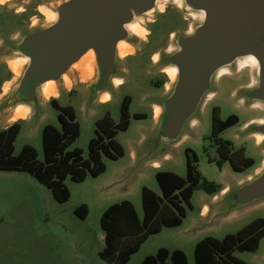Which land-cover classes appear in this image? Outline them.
I'll use <instances>...</instances> for the list:
<instances>
[{
	"label": "rangeland",
	"instance_id": "374dc122",
	"mask_svg": "<svg viewBox=\"0 0 264 264\" xmlns=\"http://www.w3.org/2000/svg\"><path fill=\"white\" fill-rule=\"evenodd\" d=\"M58 1L17 0L8 1L5 6L0 5V45L6 39L16 41L26 30L46 23ZM161 4L159 9H165L164 14L160 10L147 16L151 20L156 19V23L164 28L160 44V30L151 44L144 46V41L135 47L126 44L127 53L136 52L122 58L126 69L121 74L123 81L110 89L111 99L108 102L98 99L88 102L85 92L87 82L79 91L78 72L82 77H87L90 70L85 58L77 65L81 68L78 71L77 67L74 68L66 78V86L63 84L58 95L47 99L38 95L33 114L27 120L0 119V130L13 122L20 125L13 143L14 155L19 153L24 144H30L36 150L38 160L43 161V127L52 124L60 128L58 111L50 103L55 98L58 104L73 107L79 123V135L68 149L80 148L83 157L87 158L88 142L94 136L95 120L109 112L112 119L118 122L121 102L125 96L130 97L128 127L118 130L115 136L123 147V155L113 160L101 154L105 170L98 176L87 174L82 181H73L67 176L64 180L70 193L67 201L54 200L50 190L27 172L0 170V264H112L98 255L104 245V233L100 227L102 212L110 204L127 199L142 218V187L146 186L160 195L156 172L167 170L185 176L186 148L196 153L201 175L220 183L219 190L215 194H208L196 188L190 199L191 206L184 205L186 213L182 223L162 227L158 233L149 235L126 264H139L146 255L155 254L159 247L169 250L179 248L185 252L188 264H195L193 250L199 240L206 236L222 239L227 233L237 232L253 219L264 217V196L237 204L235 212L238 214L234 215L233 212L228 215L230 200L219 195L230 182L240 183L248 175L254 174L264 157V144L259 143L254 134L245 131V124L258 116L264 117V112L255 105L248 107L241 104L233 95L239 86L245 88L256 82L252 61L241 59L238 64L228 67L226 73L217 76L219 87L216 94L208 96L198 115V122L184 127V138L177 142L166 141L157 133L156 123L151 116L152 102L161 99L172 79L162 62L155 63L149 57L154 54V59L158 52L161 55L171 51L175 47L177 35L190 32L201 20L199 12L183 9L179 0L161 1ZM173 13L183 18L182 22H171ZM165 17L170 20L166 21ZM142 21L144 23L141 22L135 30L141 37H148L146 32L151 27L146 25V20ZM141 37L137 39L142 40ZM1 51L0 57L3 56ZM8 64L6 60L0 59V81L13 73ZM155 81H161L163 85L157 87ZM214 106L219 107L222 118L231 113L239 118V123L226 129L221 136L232 142L234 150L241 149L253 159V165L242 173L233 172L227 162L219 167L214 161H209L215 153L205 137L210 133V113ZM135 113L144 114L145 117L136 118ZM153 160L158 161L159 165L153 166ZM216 194L219 195L217 199L213 197ZM81 204L87 207L85 218L74 213V209ZM204 205L209 210L202 212ZM263 252L264 236L257 250H236L233 255L248 264H264Z\"/></svg>",
	"mask_w": 264,
	"mask_h": 264
},
{
	"label": "water",
	"instance_id": "95a60500",
	"mask_svg": "<svg viewBox=\"0 0 264 264\" xmlns=\"http://www.w3.org/2000/svg\"><path fill=\"white\" fill-rule=\"evenodd\" d=\"M8 1L17 0L3 3ZM161 1L167 0H59L46 23L0 45V59L8 63L17 60L20 65L0 95V119L12 118L18 110L27 112L29 118L38 95L45 99L43 88L52 84L59 93L85 58L90 62L85 86L88 102L111 99L110 89L123 81L121 74L126 70L121 45L135 47L141 43L135 28L144 23L142 20L149 25L147 16L161 10ZM179 1L183 9L199 12L201 20L190 32L177 35L171 51L158 52L153 59L166 68H175L161 99L152 102L153 108H158V135L174 142L186 136L185 126L198 122L208 96L217 92V76L241 59L255 65L256 82L239 86L233 95L241 104L255 105L264 112V0ZM245 131L255 137L260 134L261 139H256L264 144V117L249 121ZM217 195L213 197L229 198L228 215L235 212L237 204L263 197L264 163L254 174L240 183L230 182ZM203 208V212L209 210L207 205Z\"/></svg>",
	"mask_w": 264,
	"mask_h": 264
},
{
	"label": "trees",
	"instance_id": "16d2710c",
	"mask_svg": "<svg viewBox=\"0 0 264 264\" xmlns=\"http://www.w3.org/2000/svg\"><path fill=\"white\" fill-rule=\"evenodd\" d=\"M2 82L0 81V87ZM57 109L60 128L46 124L42 129L41 141L44 160L39 161L37 152L30 144H24L17 155L13 154V143L20 125L13 122L0 130V170L22 171L32 175L47 187L54 200L65 202L69 190L64 183L67 176L73 181H82L87 174L98 176L105 170L101 154L115 160L124 153L123 147L115 139L118 130H125L129 124L130 97L125 96L120 106L119 121L115 122L109 112L95 120L94 136L88 142V157L84 158L80 148L68 149L79 135L80 127L72 106L60 105L55 98L50 100ZM136 118L144 114L135 113ZM232 122V116L223 120L225 126ZM225 151H231L224 142ZM224 159V158H222ZM197 159L187 158L185 176L175 172L160 170L155 178L161 194L146 186L141 189L143 216L140 218L132 202L124 199L110 204L100 216V227L104 233V245L99 257L112 264H126L149 235L158 233L162 227L178 226L185 217L184 205H190L193 191L200 188L208 194H215L220 186L208 180L198 170ZM244 158V166L251 164ZM80 218H85L87 207L81 204L74 209ZM264 236V218L257 217L235 233H227L222 239L206 236L199 240L193 250L195 264H248L233 252L255 251ZM139 264H188L185 252L179 248L169 250L159 247L155 254L146 255Z\"/></svg>",
	"mask_w": 264,
	"mask_h": 264
},
{
	"label": "flooded vegetation",
	"instance_id": "af4514ba",
	"mask_svg": "<svg viewBox=\"0 0 264 264\" xmlns=\"http://www.w3.org/2000/svg\"><path fill=\"white\" fill-rule=\"evenodd\" d=\"M0 5L2 6H5L6 4L5 3H0ZM5 8V7H4ZM166 12L165 9H162L161 10V13L164 14ZM169 14H167L168 16ZM168 17H165V20H170V19H167ZM182 19L183 18H179L177 16L176 13H173L171 15V22H182ZM149 25H150V30L146 32V34L148 35V37H142V42L144 41V46L147 45V44H151V42H153V40H155L156 36H157V32L159 31V33L161 34V37L158 39L159 42H158V45L160 44L162 38H163V35H164V28L161 27L160 23H156V19H150V22H149ZM162 28V30H161ZM157 48V47H156ZM136 51L134 52H129V53H126L125 54V57L127 56H130L132 54H134ZM155 53V52H154ZM153 55L154 54H151L149 59L153 60ZM79 79L77 80V85L78 87H80V90L79 91H82L83 89V84L86 83V77H82L80 74H79ZM155 85L157 87H160L163 85V83L161 81H155L154 82ZM110 99H107L105 101H102V102H108ZM145 116V115H144ZM232 116V122L230 124H228L227 126L224 125L223 123V120H225L226 118ZM260 116H258L257 118H259ZM226 118H222L220 116V109L218 106H214L212 107V110H211V113H210V133L208 136H206L205 138L207 139L209 145L212 147V149L214 150V157L213 158H210L209 161H214L219 167H221L225 162H227L229 164V167L230 169L235 172V173H242L244 172L245 170L249 169L252 165H253V159L246 156L243 151L241 149H238V150H234L233 146H232V142L228 139H225L221 136V134L228 128L232 127V126H235L239 123V118L238 116L235 114V113H231L229 114ZM255 118V119H257ZM253 120V119H251ZM224 142H227L228 143V147L231 148V151H239L240 153L237 155V154H234V155H230V153H226L225 151V145ZM185 156H186V161H187V158H193L195 157L197 159L196 161V164L198 166V157L196 155V153L191 150L190 148H186L185 149ZM224 158V159H222ZM244 158H249L252 162L250 165L248 166H244ZM186 164V162H185ZM214 182L215 184H220V183H217L215 181H212ZM264 218V217H263Z\"/></svg>",
	"mask_w": 264,
	"mask_h": 264
},
{
	"label": "bare ground",
	"instance_id": "6f19581e",
	"mask_svg": "<svg viewBox=\"0 0 264 264\" xmlns=\"http://www.w3.org/2000/svg\"><path fill=\"white\" fill-rule=\"evenodd\" d=\"M1 2L5 1V0H0ZM162 7V4L160 5V8ZM128 46H124V45H121L120 47V54H125L127 53L126 51L128 50L127 49ZM251 59H253V61H255V59L253 57H251ZM90 62H88L89 64ZM9 68L13 71L14 74L18 73L19 72V69H20V65L18 63L17 60H12L9 62ZM166 72L167 74H169L170 77H173V75L175 74V68L174 67H169V68H166ZM226 71H222V73H225ZM6 88V84H3L2 86V89L5 90ZM52 94H56V90L54 89L53 85L52 84H47L44 88H43V95L44 97L46 98L47 96L49 95H52ZM155 110H158L157 107H155ZM155 112V111H154ZM25 114L24 111H17L14 115H23ZM256 137L258 139H261V135L260 134H257Z\"/></svg>",
	"mask_w": 264,
	"mask_h": 264
},
{
	"label": "crops",
	"instance_id": "0c3cea01",
	"mask_svg": "<svg viewBox=\"0 0 264 264\" xmlns=\"http://www.w3.org/2000/svg\"><path fill=\"white\" fill-rule=\"evenodd\" d=\"M15 77V74L14 73H12L10 76H8L7 78H4V79H2V84H1V90H2V92H3V89H2V85L4 84V83H6V84H8L13 78ZM0 95H2V93L0 94ZM56 95H58V93L56 92V94H52V95H49V96H56ZM49 96H47L45 99H47ZM108 98L106 97V98H103L101 101H105V100H107ZM155 111V112H154ZM25 112V111H24ZM152 117H153V119H154V121H155V119H156V110H155V108H153V113H152V115H151ZM18 118H24V119H26L27 120V118H28V113L27 112H25V114H23V115H14L13 117H12V119L11 120H16V119H18ZM264 163V157L262 158V160H261V164L260 165H262ZM157 165H159V163H154L153 164V166H157ZM136 210V209H135ZM137 212V211H136ZM202 212H203V210H202ZM138 214V213H137ZM139 216V215H138ZM263 258H264V252H263V256H262Z\"/></svg>",
	"mask_w": 264,
	"mask_h": 264
}]
</instances>
